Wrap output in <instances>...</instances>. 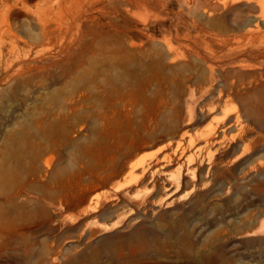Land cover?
Listing matches in <instances>:
<instances>
[{
  "label": "rangeland",
  "instance_id": "374dc122",
  "mask_svg": "<svg viewBox=\"0 0 264 264\" xmlns=\"http://www.w3.org/2000/svg\"><path fill=\"white\" fill-rule=\"evenodd\" d=\"M2 1L0 264H97L104 237L140 226L174 237L124 257L264 264L261 0H68L46 36L55 62L11 77L55 0L7 18Z\"/></svg>",
  "mask_w": 264,
  "mask_h": 264
},
{
  "label": "bare ground",
  "instance_id": "6f19581e",
  "mask_svg": "<svg viewBox=\"0 0 264 264\" xmlns=\"http://www.w3.org/2000/svg\"><path fill=\"white\" fill-rule=\"evenodd\" d=\"M4 1H2L3 2L2 5H3V8H6V9L2 13L7 18V17H9L10 14H12L11 11H13V9L16 7V5L18 3H13V2H15V0L14 1L9 0V1H12V3H9V1L7 3ZM16 2H17V0H16ZM64 3L67 4V3H69V1L68 0H55L49 6H47V7L44 6L45 8H43V6H41L42 8L38 9L36 17H37V24H38L39 33L42 36V39L40 40V44L38 46H36V48L34 50H30L26 54V57H33V60L29 63L21 61L17 65V67L14 69L12 74H9L10 65L9 66L7 65V67L5 68L6 74L8 73L7 77H11L14 75L15 76L21 75V73H23L22 71H24V70L27 72L28 70H31L32 68L36 69V68H38V61L43 60V59L52 60V62H55L56 57L51 56L49 51H47V48L45 47L46 46V36L54 27H57L60 29L61 24L58 20L55 19V14L60 13L62 11V9H63L62 6L64 5ZM259 6L261 9V18L264 20V0L260 1ZM12 7H13V9H12ZM2 10H4V9H2ZM125 11L127 13L129 12V10H127V9ZM59 16H61V14ZM81 19H79V20L81 21ZM80 23H79V27H80V25H82V23L81 24ZM55 24H58V26H54ZM5 25H6L5 29H6V32L8 33L9 38H10L9 40L11 42V45L12 44L15 45L19 40V35L17 34V32H15L14 27L11 25V23H9V21ZM77 26H78V23H77ZM120 30L128 33L131 31V28L128 25V23H125V24L121 25ZM132 44H135V42L134 43L132 42ZM138 44H140V43L138 42ZM138 46H140V45H138ZM71 50H72L71 47H67V49L64 52H62L61 50H58V55H59L58 61L63 62L65 58H67L69 55L72 54ZM146 158H147V156L142 157L132 167V170L130 171L127 178L124 181L120 182L116 186V188H115L116 190L122 189V188L129 186L132 183L137 181L138 176L135 175L134 169L139 167V166H144ZM179 183H180V177H177V180H176L177 186H179ZM157 230H158L157 227L140 226L138 228V231L130 234L129 236H127V235L125 236L122 233H113L109 236L104 237L103 245L100 246L99 249L93 251L90 255H88L86 257H89L93 261H96L97 264H99L98 262L103 255H108V254L118 252V254L120 255V258H121V262L119 261V262H116L115 264H169V263H164V262H154L153 263L151 261H146V259L145 260L139 259V257L137 256L136 253H132L131 255H129L127 257H124L122 254L123 253L122 251H124V249L126 250L128 248L129 250L136 252V250L138 251V250L143 249L144 247H149V245H151V244H155L158 247L162 248L161 246L164 245V242L163 243L161 242L162 236H165L166 238L169 237L170 239L172 237H174L173 232L168 231L166 233L161 234V233H158ZM141 258H144V257L142 256Z\"/></svg>",
  "mask_w": 264,
  "mask_h": 264
}]
</instances>
